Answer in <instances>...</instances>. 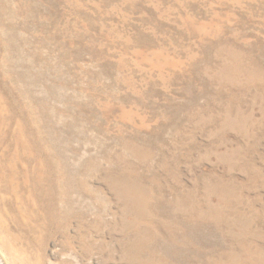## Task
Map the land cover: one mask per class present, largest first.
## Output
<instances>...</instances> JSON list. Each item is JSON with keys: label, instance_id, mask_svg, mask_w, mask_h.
Masks as SVG:
<instances>
[{"label": "rangeland", "instance_id": "374dc122", "mask_svg": "<svg viewBox=\"0 0 264 264\" xmlns=\"http://www.w3.org/2000/svg\"><path fill=\"white\" fill-rule=\"evenodd\" d=\"M0 264H264V0H0Z\"/></svg>", "mask_w": 264, "mask_h": 264}]
</instances>
